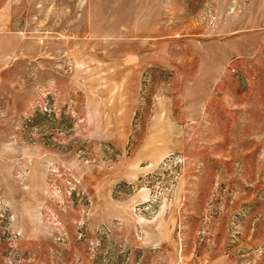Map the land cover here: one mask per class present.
I'll return each mask as SVG.
<instances>
[{
    "label": "rangeland",
    "instance_id": "obj_1",
    "mask_svg": "<svg viewBox=\"0 0 264 264\" xmlns=\"http://www.w3.org/2000/svg\"><path fill=\"white\" fill-rule=\"evenodd\" d=\"M0 264H264V0H0Z\"/></svg>",
    "mask_w": 264,
    "mask_h": 264
}]
</instances>
